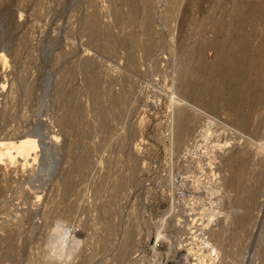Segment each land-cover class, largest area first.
I'll list each match as a JSON object with an SVG mask.
<instances>
[{
  "label": "rangeland",
  "instance_id": "rangeland-1",
  "mask_svg": "<svg viewBox=\"0 0 264 264\" xmlns=\"http://www.w3.org/2000/svg\"><path fill=\"white\" fill-rule=\"evenodd\" d=\"M233 24L264 61V0H0V264H192L215 248L202 264H261L264 99L239 104L235 72L234 98L217 93L210 68L264 86ZM203 82L208 104L190 96ZM178 108L200 119L183 142ZM245 153L262 181L237 206L224 184ZM245 207L254 227L237 232Z\"/></svg>",
  "mask_w": 264,
  "mask_h": 264
},
{
  "label": "bare ground",
  "instance_id": "bare-ground-1",
  "mask_svg": "<svg viewBox=\"0 0 264 264\" xmlns=\"http://www.w3.org/2000/svg\"><path fill=\"white\" fill-rule=\"evenodd\" d=\"M243 1V0H242ZM241 2V1H239ZM252 3L250 4H247L248 7H251ZM246 6V7H247ZM250 12L249 10H247V17H245L246 20H248L250 18ZM238 21V20H237ZM225 32V31H224ZM223 32V33H224ZM238 33L240 36H239V39H242L243 41H245V43L239 48V49H236L235 50V53L237 52V54H239V56L246 61L247 65L250 64L252 66L251 69H254L256 67H259V68H262L264 69V61L263 60H255V58L251 57L250 54H249V40H248V33H246L245 31H243L242 29H240V26L239 24H233L231 26L230 29L227 30V33L231 34L232 33ZM226 33V32H225ZM234 33V34H235ZM225 35V34H223ZM237 35V34H236ZM230 37V36H229ZM230 38H233V37H230ZM232 41V40H231ZM230 41V42H231ZM223 42V41H222ZM227 42V41H226ZM234 42H237V41H234ZM232 43V42H231ZM238 43V42H237ZM241 43V42H240ZM230 45V44H229ZM2 45H0V61L4 64H7V56H6V53L5 51L3 50V48L1 47ZM240 46V45H239ZM220 47V51L222 50L223 52L224 51H232L233 49L235 48H231L228 46V43L226 44H222V45H219ZM221 51V52H222ZM234 51V50H233ZM229 52V51H228ZM227 55V54H226ZM223 56V55H222ZM256 56V55H255ZM233 58V57H232ZM199 59V58H198ZM200 60V59H199ZM234 60V59H233ZM242 60V61H243ZM197 61V60H196ZM201 63L197 61V66L194 67V70L198 71L200 74L202 71L201 70H204L201 69L200 70V65ZM1 65V64H0ZM229 65V64H228ZM239 65V63H238ZM203 66V65H202ZM4 67V65H3ZM6 67V66H5ZM212 68L211 70H216L220 73V76L222 78L223 81H225V86L221 87L217 93L219 94H223V93H228L230 96H231V99L234 98L232 95L234 94L235 90H236V87L237 85H234L233 83H231L232 81V76H231V72H235V74L239 75L240 78H243L241 81H242V84H247V85H250V88H249V91H247L246 93H243V95H240L238 97V103L239 104H246V103H250L251 105H254V104H257L259 101H261L262 99H264V86H261L259 85V83H247L245 82V71L243 69H240L239 66L235 65L234 63H231L230 66L226 67V66H220V67H217V66H213V67H210ZM226 68H230L228 71L225 70ZM245 68V67H244ZM4 69V68H3ZM233 70V71H232ZM201 71V72H200ZM253 71V70H252ZM196 73V72H195ZM203 73V72H202ZM257 74V73H256ZM260 74V73H259ZM89 76V75H88ZM201 77V76H200ZM96 78V77H95ZM196 78V77H195ZM239 78V77H238ZM234 81V80H233ZM232 81V82H233ZM2 82V81H1ZM198 82V81H197ZM90 83V82H89ZM204 83V82H203ZM223 83V82H222ZM221 83V84H222ZM264 83V82H263ZM3 84V83H1ZM199 84V83H198ZM245 84V85H246ZM196 85V84H194ZM263 85V84H262ZM2 85H0L1 87ZM198 88L195 89V92H194V89H193V93H190V96L191 98L197 100L198 102H203L204 104H208L209 101L206 97V93L205 92V89H206V86L207 84L204 83V84H200V85H197ZM3 88V86H2ZM217 88V87H216ZM244 88V87H243ZM245 89V88H244ZM215 91V92H216ZM245 91V90H244ZM192 92V91H191ZM242 93V92H241ZM217 95V94H216ZM210 96V95H209ZM236 96V95H235ZM123 96H121L120 94H117L116 96H111V100L113 101V103H118V102H122ZM219 98V97H218ZM214 99V98H213ZM211 100V99H210ZM215 100V99H214ZM213 100V101H214ZM218 101V100H217ZM197 102V103H198ZM216 102V101H215ZM212 103V101H211ZM230 104V103H229ZM237 104V105H239ZM236 105V106H237ZM177 106V105H176ZM208 105H206V108ZM233 106V104L231 103V107ZM240 107V106H239ZM242 107V106H241ZM240 107V108H241ZM234 108V107H233ZM252 108H255V107H252ZM176 109V108H175ZM235 110V109H234ZM239 110V109H237ZM175 111V110H174ZM255 109L252 110V113H254ZM243 113V112H241ZM245 113V112H244ZM241 115V114H240ZM101 116V114L99 115ZM103 117V116H101ZM251 117V116H250ZM254 117V116H253ZM252 117V118H253ZM197 119V115L188 111L185 110L184 108H178L175 112V124L174 125V128H175V134H176V137H177V141L178 142H183V140L185 138H187L190 134H191V131L192 130V124L195 122V121H198ZM248 119V118H247ZM256 119V118H255ZM101 120V119H100ZM200 120V119H199ZM250 123V122H249ZM196 124V123H195ZM261 124V123H260ZM257 125V123L254 124V127ZM251 126V125H250ZM249 127V126H248ZM253 127V128H254ZM264 127V126H263ZM262 128V127H261ZM252 130V129H251ZM264 131V130H263ZM192 138V137H191ZM190 138V139H191ZM192 140V139H191ZM176 141V140H175ZM195 141V139H193V142ZM236 153V157L238 155L237 152H234ZM252 154V153H251ZM251 154L250 153H245L244 156H239V159H240V162H239V165H236V166H231V176L227 179L226 183L224 184L226 186V188L229 190V189H232L235 191V195H236V199H235V202L238 203L237 206H240V204H245L247 205V203L251 200V202L254 200H256V197L258 195V191L261 187V181H262V174L260 172H257L255 168L253 167H250V164H251ZM242 155V154H241ZM234 157V156H233ZM231 159H233L232 157L231 158H227L225 159V163L229 164L231 162H229ZM61 175V174H60ZM63 177V176H62ZM60 178V177H58ZM61 181V180H60ZM59 181V182H60ZM58 182V184L60 185V183ZM57 187H59L57 185ZM56 188V187H55ZM58 190V189H57ZM56 192V191H55ZM68 192V191H67ZM58 193H59V190H58ZM65 193V192H64ZM61 195V194H60ZM68 196V195H67ZM51 197V196H50ZM59 198L57 192L56 194L52 197L51 200H47L46 204L48 206H51V205H55L58 201L57 199ZM47 199V198H46ZM59 200V199H58ZM67 200V199H66ZM65 200V201H66ZM64 201V202H65ZM60 203V202H59ZM67 203V202H66ZM47 206V207H48ZM58 206V205H57ZM56 206V207H57ZM60 206V205H59ZM53 208V206H52ZM69 208V207H68ZM107 209V208H106ZM251 219H252V214H249L248 210H247V207H245V214L242 216V215H238L236 217V221H235V224H236V230H238L237 232H243L245 233V231L247 230V228L249 227V225L251 224ZM252 225V228L254 227V223L251 224ZM110 227V225H109ZM227 227V226H226ZM222 228V227H221ZM229 228V227H228ZM161 229V228H159ZM223 229V228H222ZM226 230V229H225ZM207 231V230H206ZM219 231V230H218ZM225 232V231H224ZM166 234V233H165ZM206 234H208L211 239L214 238V240H219L220 239V234L217 233L215 230L213 231H208L206 232ZM163 236V235H162ZM161 237V236H160ZM166 238V237H165ZM210 240V239H209ZM205 241V240H204ZM210 242V241H209ZM213 242V241H212ZM216 242V241H214ZM208 244V243H207ZM203 246V244H202ZM215 246V245H214ZM211 247V246H209ZM213 247V245H212ZM205 248L207 249V247L205 246ZM211 249V248H210ZM209 249V250H210ZM198 250V249H197ZM201 251V250H200ZM207 252V250H206ZM209 252V251H208ZM203 254L201 255V260L198 262L196 261V263L198 262V264H202L203 262V258L205 259V257H210L212 258V254H217V250L216 248L215 249H212L211 253L210 254ZM154 255L155 257H158V252L156 251V249L154 250ZM197 255V253H196ZM216 255V256H217ZM245 255V253H244ZM195 256V255H194ZM200 256V255H199ZM197 257V256H196ZM214 257V255H213ZM252 257V256H251ZM262 261H261V264H264V256H262ZM199 258V257H198ZM208 259V258H207ZM197 260V259H196ZM209 260V259H208ZM194 262V261H193ZM195 262L192 263V264H196ZM228 264V263H227Z\"/></svg>",
  "mask_w": 264,
  "mask_h": 264
}]
</instances>
